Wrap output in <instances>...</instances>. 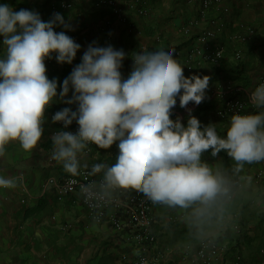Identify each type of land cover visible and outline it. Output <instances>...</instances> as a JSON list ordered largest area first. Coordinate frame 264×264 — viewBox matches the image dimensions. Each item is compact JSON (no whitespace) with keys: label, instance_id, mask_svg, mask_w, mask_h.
<instances>
[{"label":"clouds","instance_id":"1","mask_svg":"<svg viewBox=\"0 0 264 264\" xmlns=\"http://www.w3.org/2000/svg\"><path fill=\"white\" fill-rule=\"evenodd\" d=\"M72 30L60 12L45 21L36 10L0 3V156L11 141L34 149L45 133L47 110L64 103L69 107L51 117L53 124L63 125L51 140L52 159L65 171L78 174L90 142L102 149L117 144L111 165L92 166L89 175L102 173L99 184L81 185L90 200H104L117 184L131 183L153 202L184 209L195 205L197 216L229 191L225 174L202 159L206 151L217 157L223 150L238 162L237 171L245 162L264 160V83L250 93L260 111L234 112L222 137L216 123L204 125L188 107L206 98L211 77L186 76L173 55L176 49L163 42L132 56L127 78L121 71L125 51L92 42L62 84L50 79L46 60L73 64L82 48L67 34ZM178 98L188 112L186 124L180 116L172 118ZM74 122L75 132L69 130ZM15 183L0 175V187Z\"/></svg>","mask_w":264,"mask_h":264},{"label":"crops","instance_id":"2","mask_svg":"<svg viewBox=\"0 0 264 264\" xmlns=\"http://www.w3.org/2000/svg\"><path fill=\"white\" fill-rule=\"evenodd\" d=\"M37 1L40 5L44 2V0ZM68 1L74 4L75 9H84L87 12L93 11L92 7L97 2V0ZM224 4L231 9L229 14H219L211 10L207 18L202 19L199 16V0H149L146 16L139 17L135 12H131L128 25L119 24L112 19L115 24H112L111 29L106 32L102 31L103 28L100 26L103 22L101 20L106 19V12L102 16L87 15L82 19L73 17L72 14L64 16L76 26L75 29L81 36L80 44L92 43L99 39L98 41L102 40L105 44L113 43L117 49H123L127 54L125 60L128 61L121 71L132 70L134 63L132 56L144 46L163 42L175 49L182 48L184 51L193 49L196 46V38L202 30L210 28L215 18H222L226 30L211 43L226 47L225 60L220 66H213L214 69L209 72L207 67L212 68V66L207 64L195 68L200 74L209 76L222 68L224 72L221 71L219 77L223 79L235 71L233 66L234 71L230 72L232 65L236 63L229 62L235 50L230 39L239 31V27L250 25L257 28L261 35L264 33V9L256 7L260 5V0L245 2L225 0ZM194 5L196 13L194 10L193 14L191 9ZM240 8L253 13L258 12L260 16L254 21L249 17L243 19L237 15ZM95 9L98 10L97 7ZM98 26L100 29L97 28ZM186 26L192 28L191 35L180 33L179 30ZM151 29L155 31L154 35L147 34V30ZM254 41L255 49L252 53L251 44L242 46L243 58L249 54L246 74L252 81L249 89H254L261 77L258 73V65H262L261 68L264 70V61L257 62L256 57L259 51L264 55V38L257 37ZM98 44L100 45L99 42ZM0 55H3L2 48ZM82 55L83 51L77 54L79 63ZM64 65L55 60L53 67L47 68L48 76L54 75L53 77L59 78L62 84L65 79L62 77ZM74 66H71V71ZM129 74H124V77L127 78ZM252 75H255L254 80ZM229 82L231 81H227V84ZM61 107H69V105L55 103L47 110L48 121L45 125V133L34 149L26 151L19 141H11L5 146L4 155L0 156V175L15 178L16 181L14 187L0 188V264H130L139 253L138 247L130 239V230L126 228L117 231L108 223L96 222L78 195L67 196L60 200L55 185L50 182L58 181L69 174L62 163L52 159L51 135L58 127L51 122V114ZM71 107L73 110L76 108L75 105ZM115 145L116 143L111 148L100 151L98 147L90 152L84 151L78 171L92 163L111 165L116 153ZM202 159L225 174L229 191L199 216L194 213L195 205L187 209L172 208L165 204L157 205L154 208L153 232L158 239V246L164 250L166 256L151 264H192L188 253L185 255V248H191L189 245L195 248L200 240L208 237L228 239L229 230L235 232L233 226L240 228L242 222L245 223L251 238L264 234V221H262L264 214H260L264 213V210L259 212L253 207L256 202L261 204L264 202L261 198L264 194V184L261 185L263 181L257 183L255 178L258 171L264 173V162L244 165L237 171L238 162L231 163L219 155L213 157L210 150L203 154ZM237 174L243 179V185L239 189L233 188L234 175ZM96 178H102V173H97ZM236 195H242L243 200L240 204L233 206L228 213L218 212L220 206L231 204ZM40 202L44 205L38 208ZM261 221L263 223L258 226ZM249 249L254 252L248 257L244 255L246 264H252L256 252L253 245ZM152 258H156V252L152 253ZM228 262L230 263L229 259ZM228 262L218 264H229Z\"/></svg>","mask_w":264,"mask_h":264},{"label":"built area","instance_id":"3","mask_svg":"<svg viewBox=\"0 0 264 264\" xmlns=\"http://www.w3.org/2000/svg\"><path fill=\"white\" fill-rule=\"evenodd\" d=\"M199 1V16L202 19H206L211 10L219 14L230 13L229 7L224 4L225 0ZM96 5L99 8L110 10L111 15L114 16L115 20L124 24H129L131 12H135L138 16H146L149 10V0H97ZM73 9V4L68 0H62L59 7H53L54 12H59V10L70 12ZM106 24L110 25V20L107 21ZM62 30L64 29H56V31ZM225 30L226 24L222 18H215L212 21V26L210 28L202 30L196 38V46L185 53L184 66L188 71L193 73L196 66L204 64L213 66L221 65L227 55V49L221 44L213 45L211 41L218 39ZM179 31L181 34L187 36L191 35L192 28L186 26ZM256 33V28L247 26L245 27L244 33L238 31L231 36V42L236 45L234 59L237 62L243 59L242 46L251 42L252 38L256 36ZM67 34L72 36L79 43L80 37L73 30L67 31ZM0 38H2V36H0ZM183 53V50H178L174 56L179 60L180 54L182 55ZM52 63V59L46 60V65ZM260 83H264V70L258 84ZM258 84H256V86ZM252 90L254 89H247L232 81L229 82L225 90L221 92L217 91L214 95V97L228 95L223 105L216 109V116L222 118L227 116L231 117L236 111L246 113L249 105L253 106L250 98ZM188 107L192 108L194 111L198 105L190 102ZM54 113L51 114V117ZM187 115L188 112L185 108H181L179 104L175 106L173 110L174 118L180 116L184 121ZM56 125L58 129L63 126L61 123H56ZM78 127V124L74 122L69 130L75 132ZM97 147L99 148V151L102 150V148L90 142L85 149V152H90ZM115 150L117 152V144L115 145ZM259 162L255 163L257 164ZM94 164L96 163L87 165L79 170L76 175L69 173L58 181L51 180L50 182L53 183L57 189L59 199L62 200L67 196L78 195L93 220L99 223H108L117 231H122L126 228L129 229L131 234L130 239L139 250L138 255L130 264H151L153 261L161 260L165 256L164 250L158 246V239L153 232V228L155 224L154 208L163 203L153 202L143 192L138 191L131 183L117 184L110 190V195L104 200H90L83 193L81 185L92 183L98 185L102 180V178L97 179L96 174L89 175ZM257 177L258 179H262L263 174L259 173ZM242 183L241 178L236 176L234 178L233 188H241ZM0 188L7 189L10 187ZM228 251L229 247L224 240H220L216 237H208L198 242L192 251L190 258L193 264L226 263L228 262ZM154 252H156V258L153 259L152 253ZM232 264H242L240 255H235Z\"/></svg>","mask_w":264,"mask_h":264},{"label":"trees","instance_id":"4","mask_svg":"<svg viewBox=\"0 0 264 264\" xmlns=\"http://www.w3.org/2000/svg\"><path fill=\"white\" fill-rule=\"evenodd\" d=\"M62 0H44V2L40 5L38 3L37 0L35 1H31V0H0V3H7L10 4L12 7H14L16 10H19L21 8H26V9H30V10H36L38 11L41 16L42 19H44L45 21H47L48 19H50L52 17V14L55 13L53 10L54 6H60V2ZM242 1H247V0H242ZM60 13H62V10H59ZM64 13V12H63ZM237 15L241 16L242 15V10L238 11ZM139 17H143V16H139ZM112 19H115L114 16L111 17ZM250 26V25H244L241 27H239V32L244 33L245 32V27ZM254 27V26H252ZM255 28V27H254ZM256 36L254 38H252V41L247 43L246 45H250L251 44V48L250 51L252 53V51L255 49V38H259V37H263L264 38V33L263 35H261V33H259V30L256 28ZM147 34L148 35H154L155 31L154 30H147ZM261 35V36H260ZM1 40V38H0ZM254 41V42H253ZM245 45V46H246ZM233 47H236V45H234ZM178 50H183L182 48H176L175 52L173 55H175V53ZM184 51V50H183ZM185 53L186 51H184V53L181 55L180 54V58H179V62H181L182 66H184V59H185ZM248 56L249 54H246V57H244L242 60L238 61L235 63V65H232V70L230 69V72L234 71L233 70V66L235 68V71L232 72V74L229 75L228 80L231 81H236L238 82L239 85L245 87V88H249L252 86V81L251 78L246 75L247 71H248ZM128 60H124L123 62V67H125L126 62ZM79 62H77L76 60L73 62V64H67L65 63L64 65V71H63V75L62 77H67L70 73H71V66L78 64ZM231 64V63H230ZM50 65H46L47 67L51 66ZM75 67V66H74ZM184 73L186 76L191 75V72L187 70V68L184 66ZM194 71H196V68L194 69ZM224 72V70L222 68L218 69V72H216L215 74L213 73L212 75H210L211 80H210V84L211 86H213L215 83H218V81L221 79L219 77V73L220 72ZM54 75L50 74L49 78H56L53 77ZM226 78V79H227ZM59 91V89H58ZM218 101V98L216 97L215 99H204L199 105L198 107L193 111L192 114L196 115L204 125H207L211 122V116L214 118H217L219 120L218 123H216V128H217V132L220 136L222 137H226L227 135V130L230 127V122H231V117L227 116V117H218L216 116V113L213 112L215 110V106L216 103ZM64 107H61V109ZM260 111L259 109L255 108L254 105L248 107L247 112H258ZM188 116V115H187ZM187 116L184 119V123L186 124L187 122ZM219 156H221L222 158H224L225 160H229L231 161V163H235L236 161L229 157L227 155L226 152H224L223 150L221 151V153L219 154ZM262 162H264V160H261ZM237 163V162H236ZM248 165H256L255 162H245ZM261 181L264 182V174L263 177L261 179ZM262 200L264 201V194L261 195ZM242 195H236L233 199V201L231 202V204H225L219 207L218 212L223 211L224 213H228L229 211L232 210L233 206H236L237 204H240L242 202ZM43 201V200H41ZM220 201H218L219 203ZM42 205H44L42 202L39 203L38 208L42 207ZM245 207V206H244ZM217 214H215L216 216ZM262 221H264V218L262 219ZM259 222L258 226L261 225V223L263 222ZM242 225L240 226L239 232L235 233L232 230H229V232L227 233V237L228 239V247H229V251H228V259L229 261L232 262L234 261L235 255L238 254L241 257V263L242 264H246V259L244 258V249H249V247H251L253 245V242L255 241L254 238L250 237V233L247 229V227L245 226V223L242 222ZM239 227V226H238ZM220 240H224V238H219ZM264 251H262V249H260L259 247H256V252L253 258V262L252 264H264Z\"/></svg>","mask_w":264,"mask_h":264},{"label":"rangeland","instance_id":"5","mask_svg":"<svg viewBox=\"0 0 264 264\" xmlns=\"http://www.w3.org/2000/svg\"><path fill=\"white\" fill-rule=\"evenodd\" d=\"M257 2H259V1H257ZM184 4V3H183ZM73 6H74V4H73ZM97 7L98 8V10L97 9H95V7ZM93 7H92V9H93V11H91V12H87V11H85L84 9H81V10H79V9H75V7H74V9L72 10V11H70V12H64L63 13V15H71L72 14V16L73 17H76V18H80V19H82V18H85V16H87V15H93L94 17L97 15V17L98 16H102L103 14H104V12H106V19H105V21H104V19H102L101 20V27L103 28V30H102V28H101V30L102 31H104V32H106L109 28L111 29V27H112V24H115L114 23V20L112 21V15H111V12H110V10H108V9H103V8H99L97 5H94ZM240 6V5H239ZM260 7V8H262V9H264V0H260V5H256V7ZM231 7V6H230ZM255 7V8H256ZM195 10V13H196V7H195V5H194V7L191 9V12L194 14V11ZM230 10V12H231V9H229ZM238 10H240L241 11V8L240 9H238ZM74 12V13H73ZM77 16H76V15ZM181 14H183V13H181ZM235 14V13H234ZM240 16V15H239ZM238 16V17H239ZM257 16H260V14L257 12V13H253L252 11H245V9L244 10H242V15H241V17L244 19V18H251L253 21L254 20H257ZM262 18V17H261ZM66 19V18H65ZM77 19V20H78ZM110 20V25H108V24H106L107 23V21H109ZM115 22H117V23H119V24H122V25H128V24H124V23H122V22H120V21H116L115 20ZM73 24V23H72ZM114 26V25H113ZM73 27H74V32L81 38V36H80V34L77 32L78 30L77 29H75L76 28V26H74V24H73ZM98 29H100V27L98 26L97 27ZM57 29H63V28H61V27H58ZM65 30V29H64ZM1 39H3V36H2V38ZM89 40V39H88ZM99 39H96L95 40V42H99L100 43V45L101 46H107L109 43H107V44H105V43H103V41L102 40H100V41H98ZM107 40V39H106ZM2 41L3 40H0V48H2ZM80 42V41H79ZM90 44V42L89 43H84L83 45H82V48H81V50L79 51V52H84L86 49H87V47H88V45ZM112 45L114 46V44L112 43ZM3 49V48H2ZM231 57V56H230ZM256 57H257V62H260V61H264V55H263V53L261 52V51H259V53L256 55ZM52 61H53V63H52V65L51 66H49V67H47V68H51V67H53V65L55 64V60L54 59H52ZM76 61L78 62L79 61V59H78V57L76 58ZM229 62H231V63H233V62H237L235 59H234V56H232V58H230V61ZM257 62H256V64H257ZM208 65V64H207ZM258 65V64H257ZM264 65V64H263ZM210 66H212V68H210V67H207L208 69V71L207 72H209L210 70H213L214 68H213V65H210ZM131 67V66H130ZM130 67H128V68H130ZM262 65H258V73L260 74V75H262L263 73H262ZM200 69V68H199ZM257 69V68H256ZM131 72V70L130 71H122V73H123V75L124 74H126V73H130ZM193 73H197V74H200V71L197 69L196 71H194ZM203 73V72H202ZM192 74V73H191ZM201 76L202 75H204V74H200ZM254 77H255V75H252V79L254 80ZM229 78H221L219 81H218V83H215L213 86H211V84H210V87L206 90V92H207V96H206V98L205 99H215L216 97L218 98V101H217V103H216V106H215V110L213 111V112H215L216 111V109L218 108V107H220V106H222L223 105V103L225 102V99L228 97V95H223L222 97H218V96H216V97H214V95H215V93H217V91H219V92H221V91H223V90H225L226 89V87H227V81H231V80H228ZM236 84H238V82H235ZM254 85V84H253ZM230 96V95H229ZM225 97V98H224ZM179 104V98L177 99V105ZM178 109V108H177ZM173 119H175L174 118V116L172 117ZM211 122L212 123H218L219 122V120L217 119V118H214V117H212L211 116ZM244 165H248V164H246V163H244ZM250 168V167H249ZM252 170V169H251ZM257 172V171H256ZM259 173H262V172H257V175L255 176V178L257 179L256 180V182L258 183V182H261V179H258V174ZM236 174V173H235ZM262 174H264V173H262ZM235 177L236 176H239L240 178H242L240 175H234ZM234 177V178H235ZM242 180V182H243V179H241ZM260 184V183H259ZM262 184H264V182H262L261 183V185ZM242 185H243V183H242ZM255 206H253L254 207V209L255 210H257V211H259V212H261V210H264V202L261 204V202H256L255 204H254ZM252 207V208H253ZM250 211H252V210H250ZM260 214H264V213H260ZM235 229L234 230H236L235 232H237V231H239V229L240 228H238L237 226H233ZM263 236H264V234H260L258 237H254V239H255V241L253 242V246H254V249H256V247H259L260 249H262V251H264V239H263ZM216 238H219V237H216ZM228 240L229 239H227V238H224V242L225 243H227L228 244ZM229 242H230V240H229ZM189 246H191V248H185L184 250H186V252H185V255H186V253H188V256L189 257H191V253H192V251L194 250V247H192V245H189ZM252 252H254V250L252 251V250H250V249H244V253H243V255H245V256H247L248 257V255H250V253H252ZM264 253V252H263ZM173 253H171V255H172ZM166 256V255H165ZM170 258V257H169ZM164 259H166V258H164ZM110 262H112V261H110ZM229 263V262H228ZM193 264V263H192ZM229 264H231V262L229 263Z\"/></svg>","mask_w":264,"mask_h":264}]
</instances>
